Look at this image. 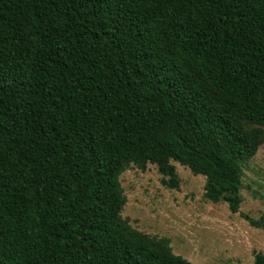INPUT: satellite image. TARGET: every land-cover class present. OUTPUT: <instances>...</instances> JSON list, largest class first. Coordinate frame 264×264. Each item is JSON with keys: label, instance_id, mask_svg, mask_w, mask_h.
<instances>
[{"label": "trees", "instance_id": "16d2710c", "mask_svg": "<svg viewBox=\"0 0 264 264\" xmlns=\"http://www.w3.org/2000/svg\"><path fill=\"white\" fill-rule=\"evenodd\" d=\"M263 143L264 0H0V264H191L120 216L129 165L202 176L264 240Z\"/></svg>", "mask_w": 264, "mask_h": 264}, {"label": "rangeland", "instance_id": "374dc122", "mask_svg": "<svg viewBox=\"0 0 264 264\" xmlns=\"http://www.w3.org/2000/svg\"><path fill=\"white\" fill-rule=\"evenodd\" d=\"M178 189L160 184L153 165L144 170L129 165L118 180L125 197L120 216L135 230L164 237L172 254L191 264H250L253 253L264 255L261 230L229 213L223 202L202 197L204 178L171 163ZM239 212L264 217V143L241 167Z\"/></svg>", "mask_w": 264, "mask_h": 264}]
</instances>
